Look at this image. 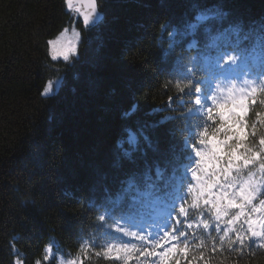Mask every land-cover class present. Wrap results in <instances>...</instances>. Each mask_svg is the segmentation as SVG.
<instances>
[{
    "label": "snow or ice",
    "instance_id": "obj_1",
    "mask_svg": "<svg viewBox=\"0 0 264 264\" xmlns=\"http://www.w3.org/2000/svg\"><path fill=\"white\" fill-rule=\"evenodd\" d=\"M118 2L63 0L73 26L46 41V56L64 65L40 91L49 124L63 122L56 105L68 100L60 93L69 74L77 115L101 87L99 72L122 61L127 49L117 55L109 43ZM161 34L157 71L120 77L110 139L67 192L93 214L91 231L79 229L75 254L50 243L31 264H239L264 250V18L246 22L223 0H191ZM162 75L174 94L141 104L137 95ZM12 251L13 264H29Z\"/></svg>",
    "mask_w": 264,
    "mask_h": 264
},
{
    "label": "trees",
    "instance_id": "obj_2",
    "mask_svg": "<svg viewBox=\"0 0 264 264\" xmlns=\"http://www.w3.org/2000/svg\"><path fill=\"white\" fill-rule=\"evenodd\" d=\"M190 2L119 0L110 13L119 20L112 25L109 43L117 55L127 49L122 61L99 72L101 87L87 98V111L79 109L77 115L70 106L69 74L60 93L68 100L56 105L58 113H65L63 122L49 124L51 102L40 91L64 71V65L46 56V41L68 26L69 13L63 0H0V264H13V245L27 253L29 264L50 243L58 255L77 252L79 229L91 231L93 214L82 212L67 192L73 177L83 176L84 166L102 154L110 139L108 125L117 111L111 90L122 89V75L141 68L157 71L155 53L161 39L167 46L161 26L184 16ZM223 2L226 10L246 22L264 18V0ZM181 52L176 49V55ZM166 79L162 75L152 80L151 88L145 86L137 100L153 105L166 101L174 94L163 88ZM68 218L74 228L68 227ZM239 264H264V250L245 256Z\"/></svg>",
    "mask_w": 264,
    "mask_h": 264
},
{
    "label": "rangeland",
    "instance_id": "obj_3",
    "mask_svg": "<svg viewBox=\"0 0 264 264\" xmlns=\"http://www.w3.org/2000/svg\"><path fill=\"white\" fill-rule=\"evenodd\" d=\"M69 17H70V21H69V35H71V29H72V26H73V17L69 14ZM76 27L79 29L80 28V25L79 24H76Z\"/></svg>",
    "mask_w": 264,
    "mask_h": 264
},
{
    "label": "bare ground",
    "instance_id": "obj_4",
    "mask_svg": "<svg viewBox=\"0 0 264 264\" xmlns=\"http://www.w3.org/2000/svg\"><path fill=\"white\" fill-rule=\"evenodd\" d=\"M70 26H71V25H70ZM70 26H69V24H68V26H67V27H70ZM56 35H57V34H56Z\"/></svg>",
    "mask_w": 264,
    "mask_h": 264
}]
</instances>
